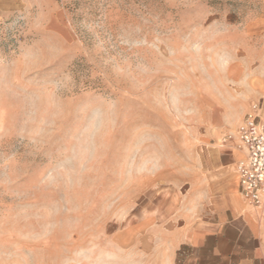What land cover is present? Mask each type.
Masks as SVG:
<instances>
[{"label":"rangeland","instance_id":"1","mask_svg":"<svg viewBox=\"0 0 264 264\" xmlns=\"http://www.w3.org/2000/svg\"><path fill=\"white\" fill-rule=\"evenodd\" d=\"M18 1L0 9V264H184L183 196L252 103L264 123V0Z\"/></svg>","mask_w":264,"mask_h":264},{"label":"crops","instance_id":"2","mask_svg":"<svg viewBox=\"0 0 264 264\" xmlns=\"http://www.w3.org/2000/svg\"><path fill=\"white\" fill-rule=\"evenodd\" d=\"M18 2L0 0V9ZM241 157L235 148L220 152V164L203 171L183 196L187 222L172 241L186 248L184 264H264V208L260 216L240 197L234 164ZM224 164L232 166V176Z\"/></svg>","mask_w":264,"mask_h":264},{"label":"built area","instance_id":"3","mask_svg":"<svg viewBox=\"0 0 264 264\" xmlns=\"http://www.w3.org/2000/svg\"><path fill=\"white\" fill-rule=\"evenodd\" d=\"M234 148L242 152L234 171L243 203L255 210L264 208V123L261 108L252 103L233 134L226 135Z\"/></svg>","mask_w":264,"mask_h":264}]
</instances>
